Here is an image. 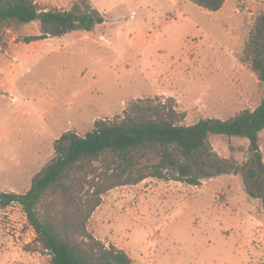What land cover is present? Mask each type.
Here are the masks:
<instances>
[{
  "label": "rangeland",
  "instance_id": "rangeland-1",
  "mask_svg": "<svg viewBox=\"0 0 264 264\" xmlns=\"http://www.w3.org/2000/svg\"><path fill=\"white\" fill-rule=\"evenodd\" d=\"M35 1L70 9L79 0ZM87 1L103 18L91 30L30 43L38 21L0 32V191H27L63 133L85 135L140 99L171 102L190 125L263 98L251 39L264 0H225L218 11L193 0ZM210 142L214 154L193 168L200 184L148 177L116 187L88 229L136 264H264V184L250 141L213 134ZM260 148L264 162V130ZM138 161L159 157L148 151ZM35 238L20 204L0 211V264H51Z\"/></svg>",
  "mask_w": 264,
  "mask_h": 264
},
{
  "label": "trees",
  "instance_id": "trees-1",
  "mask_svg": "<svg viewBox=\"0 0 264 264\" xmlns=\"http://www.w3.org/2000/svg\"><path fill=\"white\" fill-rule=\"evenodd\" d=\"M193 1L210 11L225 4V0ZM33 21L39 22L41 33L26 36V43L77 29L91 30L103 18L87 0L75 2L70 9H41L35 0H0V32L12 22ZM2 42L0 35V47ZM251 43L252 65L264 87V15ZM179 115L169 101L140 99L122 117L97 119L94 129L85 135L73 130L63 133L55 143L56 156L27 191H0V211L13 203L22 206L36 232L35 240L51 256V264H136L124 249L106 244L88 229L108 191L139 184L148 177L200 184L193 168L214 154L213 134L247 138L264 184L260 148L264 94L256 108H246L228 119L203 118L187 125L178 122ZM148 151L159 162L137 166L138 158ZM250 172L258 178L256 169Z\"/></svg>",
  "mask_w": 264,
  "mask_h": 264
}]
</instances>
